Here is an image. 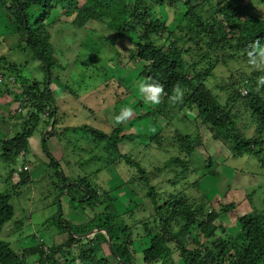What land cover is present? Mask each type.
I'll use <instances>...</instances> for the list:
<instances>
[{"label":"rangeland","instance_id":"1","mask_svg":"<svg viewBox=\"0 0 264 264\" xmlns=\"http://www.w3.org/2000/svg\"><path fill=\"white\" fill-rule=\"evenodd\" d=\"M222 1L210 0L202 10L222 6ZM239 3L244 6L239 20L248 16L264 20V7L258 0H239ZM2 5L4 6L3 3ZM2 5L0 58L21 66L15 78L28 80L27 85L37 82L43 89L50 82V93L55 96V106L59 107V129L56 135L45 142L46 150L59 163L60 172L65 177L85 176L96 185L100 193L109 190L114 212L131 227L135 264H144V245L139 235L143 233L141 222L150 219L152 213L151 204L144 197L148 189L141 182L139 173L125 161L119 159L114 165L100 161L101 157H108L107 152L102 145H96L89 140L82 131L71 130L77 126L86 124L109 133L121 125L124 127L123 134L138 135L134 141L122 142L119 145L120 153L145 169L149 185L156 189L162 199L181 195L189 198L191 202L194 201L195 206L206 205L200 219H204L213 210L220 213L219 206L222 202L234 203L236 207L233 212L228 215L220 214L221 218L216 225L221 232L223 229L234 230L233 227L237 226L236 218L239 216L252 211L264 215V153L261 161L249 155L233 157L226 143L214 140L208 126L198 121L195 113L181 107L180 103L171 104L168 101L160 113L157 109L163 101L152 106L140 99L135 85L143 80L141 70L145 63L136 59L131 61L128 56L136 52L135 44L144 39L141 31H129L123 38L112 41L116 32L105 23L93 20L82 27H76L73 23L76 14L66 10V5L57 7L45 25L50 36L49 43L54 49L53 57L59 62V67L50 71L51 79L48 81L49 76L42 70L41 61L30 47H26L23 36L17 33V25L9 21L8 13ZM127 8L132 9V2L127 3ZM152 13V20L164 24L163 29L152 35L158 45L167 50L170 43L175 41L180 49L191 48L188 54L183 55V66L187 67L198 61V70L213 67L205 83L210 92L218 96L221 104L225 103L233 84H239L242 94L241 79L255 72L248 68L246 60L238 57L225 59L224 62L220 51L201 58L198 54L210 50L202 46V41L200 48L188 41L192 32L184 26L182 13L177 8L155 7ZM215 54L218 58L213 56ZM3 73L6 75L9 72L4 70ZM189 77L192 78V74ZM16 85L14 82V86ZM18 85L21 90L23 85ZM2 89L0 87V91L4 90ZM13 96L11 92L4 97L0 95V106L11 105ZM4 100L8 101V105ZM122 106L133 107L134 115L117 125L114 116ZM233 110L234 114H231L237 127L246 137L251 138L256 132L257 124L248 112H244L241 104H236ZM45 119L42 117L28 139L24 154L3 160L0 144V194L10 195V204L14 210L13 219L0 230V240L9 242L18 253L25 251L28 254L26 264L38 263V255L29 254L30 247L43 244L50 248L67 239L68 234L59 233L58 226L54 223L55 216L58 218L62 214L64 220L80 225L89 223L105 208V204L101 205L100 201L94 205L76 207L77 204L72 205L66 193L60 190L62 184L58 183L54 170L48 167V155L43 148L45 140L42 138L50 130L52 122L46 126ZM0 122L4 124L0 123V128L9 130L7 118L0 117ZM15 122L17 124V120ZM20 131V125L17 124L9 131L8 137H13ZM154 136L160 137L162 141H149L148 138ZM258 137L264 140V132ZM186 145L193 146L190 157L181 151ZM170 158H179L183 162L173 163L165 169L164 164ZM209 161L215 176L208 174L210 169L207 170L206 166L210 164ZM182 163L185 164V169L182 168ZM23 166L28 167L29 182L18 187L16 184L20 180L19 171ZM53 182H56V187L55 184L52 185ZM131 210L134 211L133 214H128ZM220 229L216 230L219 235ZM197 234L194 229L189 240ZM200 240L201 243L204 242L202 238ZM103 250L105 252L107 247L104 246ZM77 251L75 248L74 253ZM109 260L113 261L111 258ZM172 261L177 264L175 259Z\"/></svg>","mask_w":264,"mask_h":264},{"label":"trees","instance_id":"2","mask_svg":"<svg viewBox=\"0 0 264 264\" xmlns=\"http://www.w3.org/2000/svg\"><path fill=\"white\" fill-rule=\"evenodd\" d=\"M258 1L264 7V0ZM128 2H132L131 10L127 8ZM222 2V6H214L206 10L202 9L210 3V0H0V6L4 4L2 7L6 9L4 10L8 13L9 21L17 25H15L18 30L16 32L23 36L26 47H30L36 58L41 61L42 70L49 76L48 81L51 79L50 71L57 67L59 62L53 57L54 49L49 43L50 36L45 25L50 21L52 12L57 7L62 8L66 5V10L76 14L73 21L76 27H82L93 20L105 23L116 32L112 41L123 38L129 31H141L144 39L135 44L136 52L131 53L128 58L131 61L136 59L145 63L141 70L143 79L151 77L164 85L166 95L157 109L158 112L162 113L161 108L164 109L167 105L172 87L180 84L185 90L180 106L195 113L196 119L208 126L214 140L224 141L233 157L249 155L261 161L264 140L258 136L264 132V87L256 90V78L264 73L255 71L251 76H244L242 82H239L243 84L242 94L238 83L230 84L232 90L228 93L225 103L221 104L218 96L213 95L205 83L212 73V66L198 70L196 68L198 61L187 67L183 66V55L188 54L191 48L180 49L173 41L166 50L158 45L152 36L154 32L164 28L163 23L152 20V10L155 7L177 8L182 13L184 26L192 32L188 41L196 48H200L202 41V46L210 50L198 54L199 57L204 58L210 53L220 51L224 62L225 59L232 60L238 57L246 60L244 55L246 46L257 38L264 41V20L252 16L239 20L244 9L239 0ZM213 56L218 58L216 54ZM20 69L21 66L18 67L15 63L0 58V72L4 70L9 72L8 74L14 72V81L23 85L21 90L29 95L31 102L24 114L16 112L18 114L16 120L21 131L13 137L0 135L1 158L9 160L26 152L28 139L39 125L41 115L46 112V126L53 119L54 123L51 132L45 138L43 148L48 155V167L54 170L58 183L62 184L60 190L66 193L72 205L77 204L76 207L94 205L98 201L101 205L105 204L103 211L86 224L74 225L64 220L62 214H59L58 218L55 216L54 223L57 224L59 233L68 234L67 239L50 248L43 244L30 247L29 254L38 255L37 264H135L131 227L114 212L109 190L100 193L96 185L85 176L65 177L60 172L59 163L45 148V142L56 135L61 121L53 95L50 93V82L48 87L43 89L37 82L27 85L28 80L15 78ZM189 74H192V78ZM0 86L6 89L8 84L3 83ZM236 104H241L244 112H248L257 124L256 132L251 138L246 137L237 127L235 119L233 120L231 112L234 114L233 108ZM71 130L82 131L96 145H102L108 157H101L100 161L104 160L109 165L117 164L119 159L125 161L130 168L139 173L141 182L147 187L144 197L150 202L152 213L150 219L141 222L143 233L139 235L144 245L142 257L144 264H167L175 252L180 254L183 264H264V215L261 212L252 211L239 216L236 218L237 226L233 227L234 230L223 229L221 232L220 227L216 225L221 218L220 214L228 215L233 212L236 207L234 203L222 202L219 206L220 213L213 210L204 219H200L206 205L195 206L194 201L191 202L189 198L181 195L162 199L156 189L149 185L145 169L119 151L122 142L134 141L138 135L123 134L124 127L121 125L109 133L86 124ZM148 139L162 141L158 136ZM192 150V145H186L185 149L181 148L187 157H190ZM176 162L183 161L179 158H170L164 164V168L168 169ZM209 163L206 166L207 170L210 169L208 174L215 176L212 164L210 161ZM182 164V168L185 169V164ZM19 172L20 180L16 184L18 187L29 182L28 170L22 168ZM52 185L56 187V182ZM133 212L131 210L127 213L133 214ZM13 216L10 195L0 194V230L13 219ZM94 229H99L100 232L86 237ZM194 229L198 234L190 241L189 236ZM218 229L220 235L216 231ZM108 237L111 240V251L114 256L108 249ZM201 238L204 240L203 243ZM104 246L107 247L105 252ZM75 248L78 250L77 253H74ZM27 255L25 251L16 252L9 242L0 240V264H26Z\"/></svg>","mask_w":264,"mask_h":264},{"label":"clouds","instance_id":"3","mask_svg":"<svg viewBox=\"0 0 264 264\" xmlns=\"http://www.w3.org/2000/svg\"><path fill=\"white\" fill-rule=\"evenodd\" d=\"M246 56V64L252 71L264 73V41L260 38L251 41L244 50ZM7 75V74H6ZM12 75L13 74H8ZM136 91L140 99L149 105L156 106L162 103L166 95L164 85L157 80L148 77L138 81L135 85ZM264 87V74L257 77L256 90ZM185 95V90L180 84L172 87L171 94L168 95V101L171 104L182 102ZM134 115V108L131 106H122L119 112L114 116L115 124H121L129 120Z\"/></svg>","mask_w":264,"mask_h":264},{"label":"crops","instance_id":"4","mask_svg":"<svg viewBox=\"0 0 264 264\" xmlns=\"http://www.w3.org/2000/svg\"><path fill=\"white\" fill-rule=\"evenodd\" d=\"M1 73H3V71H1L0 74ZM6 74L8 75V73H6ZM0 87H2V86H0ZM16 88H18V87L17 86H14V85H10L6 89H4V90L2 89L3 91H0V95H2V97H4L5 94H8L10 92L12 94H14L13 100H11V102H12L11 105H9V106H6V105L2 106V104H1V106H0V117H3L4 116L5 119L7 118V120H8L7 123H8V126H9V130H7V131L4 130L3 128H0V135H5L7 137H8L9 131H11L14 128V126H16L18 124V122H17V124L15 122V120L17 119L16 118L17 117V115H16V107H17L16 97L18 96V93H19V91ZM53 99H54V103H55L56 99H55V96L54 95H53ZM3 102L7 103V105H8V101L4 100ZM55 108L58 109L59 107L55 106ZM1 124H3V123H1ZM172 256H174L173 259H175V261H176L177 264H183L182 263V260H181V257H180V254L178 252H175ZM173 259L171 257V259H170V261L168 263L169 264H175L172 261Z\"/></svg>","mask_w":264,"mask_h":264},{"label":"built area","instance_id":"5","mask_svg":"<svg viewBox=\"0 0 264 264\" xmlns=\"http://www.w3.org/2000/svg\"><path fill=\"white\" fill-rule=\"evenodd\" d=\"M14 77L12 75H3L0 74V84H8V86L10 85H14ZM19 88V95L17 96L16 99V112L19 114H24L27 111V108L29 107V105H31V102L29 100V95L27 93H23L22 90H20V87L17 83L16 85ZM44 115L42 116L43 118H46L44 116H47V114L43 113ZM23 170H28L27 166L23 167Z\"/></svg>","mask_w":264,"mask_h":264},{"label":"water","instance_id":"6","mask_svg":"<svg viewBox=\"0 0 264 264\" xmlns=\"http://www.w3.org/2000/svg\"><path fill=\"white\" fill-rule=\"evenodd\" d=\"M53 123H54V119L52 120V122H51V124H50V130L48 129V131L45 133V135L43 136V141L45 140V138H46V136L48 135V133L51 131V129H52V126H53ZM98 232H100V230L99 229H94V230H92L89 234H87L86 235V237H88V236H92V235H94V234H96V233H98ZM108 239V249H109V251L111 252V254L114 256V254H113V252L111 251V240H110V238L108 237L107 238ZM116 260H117V258H116Z\"/></svg>","mask_w":264,"mask_h":264}]
</instances>
